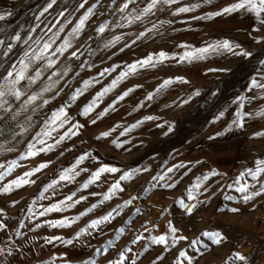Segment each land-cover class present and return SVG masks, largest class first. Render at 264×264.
<instances>
[{
    "label": "rangeland",
    "instance_id": "obj_1",
    "mask_svg": "<svg viewBox=\"0 0 264 264\" xmlns=\"http://www.w3.org/2000/svg\"><path fill=\"white\" fill-rule=\"evenodd\" d=\"M81 2L56 0L52 8L43 12L49 0H0V13L10 14L0 20V40L5 41V46L0 47V77L6 75L29 45L35 47L32 40L28 44L23 42L29 35L33 39L43 35L47 39L63 26L64 31L59 33L50 50L55 52L79 17L88 7L94 6V14L85 22L82 32L73 38L72 47L62 55L57 53V63L37 81L39 88L48 83V77L54 71L63 72L67 66L68 74L50 92L43 94V98L49 100L47 105L37 100V117L29 123L30 127L25 128V137L14 150L0 157V164L5 167L9 161H17L13 171L0 180V188L39 167L42 162H51L29 177L32 183L13 186L7 193L0 192V209H4L0 221L6 224L0 229V264H86L89 260L93 264H111L119 259L121 252L125 253V264H133V261L135 264H178L179 261L187 264L179 255L181 251L192 256L193 264H232L229 257L236 252L244 255L246 261H236L235 264H264V194L244 203L242 194L233 183L240 172L254 167L257 159L264 158V136L254 135L264 132V116L256 114L264 109V90L251 83L253 79L264 83V26L255 13L237 10L204 19L202 17L207 14L219 12L237 0H178V3L163 6L142 21L120 27L118 25L125 22L120 19L122 14L118 9L124 0H115V3L113 0H87L83 8L79 7ZM145 2L136 0V5L130 4L127 12L133 7H144ZM194 4L199 7L173 15L176 7ZM60 12L64 15H59ZM158 20L172 23L164 24L158 32L147 33L146 29ZM102 24H107L108 28L100 33L97 29ZM34 27L35 32H30ZM140 32H146V35L136 39ZM17 33L21 40H12ZM120 35L123 39L105 47L109 40ZM223 39L239 44L252 55L225 51L191 63L171 59L154 68H140L100 97L88 115L82 114L98 92L110 86L121 71H126L127 65L160 50L180 53L183 51L179 47L181 43L202 47ZM7 43H12L13 49L4 56ZM76 50H79L77 56L72 57L71 52ZM35 67H39V63L33 65ZM177 76L184 77L187 82H174L156 93L164 79ZM52 79L57 77L52 76ZM84 81H92L86 90ZM77 89L82 90L81 94L72 100ZM128 89L133 90L123 100H117ZM197 91L198 95L195 94ZM149 93H153L151 100L147 98ZM238 95L248 97L243 111L251 115L245 116L243 127L224 132L235 118L238 107L235 98ZM64 105L68 106L69 123L53 132L47 143L53 144L59 139L58 133L63 134L73 124L82 125L78 130L74 129L77 134L70 135L51 151L26 156L28 144L41 131L45 120ZM105 109H108L107 114L100 117ZM221 111L225 115L215 120ZM145 116L156 119L144 120ZM137 121L142 123L131 127ZM105 131L110 135L97 139ZM217 132L223 134L217 136ZM40 147L36 145L37 149ZM83 153H91V156L77 166L79 175L73 181H60L55 185V195L50 189L40 198L44 187L58 179L60 171L70 167ZM181 162L185 168L169 174L175 182L174 187H162V182L152 179ZM101 164L117 167L121 172L128 169L142 171L136 172L131 180L121 182L123 191L103 200V194L118 179L119 173L102 174L100 180L87 189L82 188ZM211 169L223 175L205 182L207 192L194 193L197 207L191 214L187 213L180 201L190 203L187 189L195 183L196 177ZM244 182L253 190H259L264 184V174L256 181L245 176ZM229 184L233 186L228 187ZM72 193L76 194L73 201L79 200L80 196L86 199L63 211L48 212L44 216L38 214ZM129 199L131 204L118 207ZM92 205L97 206L86 215H79ZM29 207H32V213H29ZM234 207L240 211L232 212ZM108 212H112L114 218L100 225L102 231L91 230L79 238L75 236L92 219ZM77 216L79 219L67 227L46 223ZM169 222L178 229L177 242L167 246L153 244L150 237L164 233ZM38 223L39 228L36 227ZM120 228L124 231L120 232ZM209 231L221 232L225 239L221 244L211 243L203 235ZM181 236L186 239L180 240ZM51 237L61 239L47 242ZM66 240H72V243H65ZM109 240L111 245L107 243ZM168 240L171 241V236ZM194 240L200 242L190 243Z\"/></svg>",
    "mask_w": 264,
    "mask_h": 264
},
{
    "label": "snow or ice",
    "instance_id": "obj_2",
    "mask_svg": "<svg viewBox=\"0 0 264 264\" xmlns=\"http://www.w3.org/2000/svg\"><path fill=\"white\" fill-rule=\"evenodd\" d=\"M87 2V0H82V2L79 4V7L83 8L84 4ZM205 2H210V0H205ZM56 3V0H49V3L44 8L43 12H47L48 9L52 8L53 5ZM113 3H115V0H113ZM178 3V0H146L144 7L139 8L133 7L132 11L127 12L129 5H136V0H124V3L120 5L118 11L122 14L120 19L125 22V24L118 25L120 27H123L125 25H131L135 23L136 21H142L146 19L150 15H154L156 11H159L161 7L163 6H170L173 4ZM199 7L198 4H194L191 6H180L176 7L173 15L179 14V13H186L189 11H192L194 8ZM237 10H247L250 12L255 13L256 17L259 19L260 24L264 26V0H237V2L232 3L228 5L227 7L221 9L219 12H212L207 14V16L202 17L204 19H210L214 16H218L221 14H226L230 12H234ZM66 11V9H65ZM43 12L41 15H43ZM127 14L125 15L124 13ZM94 14V6L88 7L87 10L79 17L78 23H76L71 31L69 32L68 36L63 39V41L59 44L58 47H56L55 52H50V50L53 48V45L56 42V39L59 36L60 32L64 31L63 26L59 28L58 31L52 32L51 36H48L47 39L44 38V36H38L35 39L32 38L31 35L28 36L27 39H25L23 42L25 44H28L29 40H32V44L35 45L33 47L32 45H29L27 50H25L22 54V56L17 60V62L13 65H11L10 69L7 70L6 75H3L0 77V112L4 114V116H9V119L15 120L21 112L27 111L28 107L33 105L37 100H42V103L44 105H47L49 103L48 99L43 98L44 93H48L51 91V89L59 83L61 79H63L64 76L68 74L69 69L67 66L65 67L63 72H52V75L48 77V83L39 88L38 91L31 92V94H28V90L31 88L33 84H35L40 78L44 75V72L52 69L54 65L57 63L55 59V55L57 53L63 54L66 50L72 47V40L74 37L78 36L82 30L85 27V22L89 19L90 16ZM10 15L7 12L0 13V20L5 19L6 16ZM59 15L63 16L64 12H60ZM39 19V17H37ZM172 21H157L156 23H153L151 28L146 29L147 33L152 32H158L160 27H163L164 24H171ZM106 28H108L107 24H102L97 31L100 33H103ZM51 31V29H49ZM30 32H35V27L30 29ZM146 32H140L136 39H140L146 35ZM12 40L20 41L21 35L17 33L15 36L11 37ZM123 39V36H114L112 40H109L105 47H109L112 44L120 41ZM5 46V41L0 40V47ZM125 47H127V44H125ZM181 49H183L180 53H169L164 50H160L157 53H152L146 56L143 59L137 60L136 62L127 65L126 71H121L120 75L112 81L111 85L104 88L101 92H98L96 94V97H94L93 101L89 104H87L83 111V115H88L90 111H92L93 106L97 103L100 97L105 95L107 92L114 89L120 80L126 78L128 75L134 74L137 72L140 68H154L157 66V64H162L168 60L176 59L178 63L182 62H188L191 63L193 61L202 60L205 59L207 55L209 54H215V53H221V52H229L236 55H242V56H251L252 53L250 51L244 50L241 48L239 44H236L228 39L223 40H217L213 41L211 43H207L202 47H195L193 45H189L187 43H181L179 45ZM7 51L3 53L4 56H7L9 52L13 49L12 43H7L6 45ZM239 50L238 52L234 50ZM72 51L71 56L76 57L77 52ZM178 58V59H177ZM39 63V67L33 68V65ZM83 67V65H81ZM105 71H109V69H105ZM212 71V69H210ZM103 75V73H101ZM52 76L57 77L56 80L52 79ZM26 82V83H24ZM92 81H84V90L87 89L89 84ZM174 82H187L184 77H169L167 79H164L163 82L158 86L156 89V93H159L166 88H168L169 85L173 84ZM252 85L258 89L264 90V83H261L257 81L256 79H253L251 81ZM133 89L126 90L122 95L117 97V100H123L125 96L129 94ZM81 89H77L75 93L72 95V100H75L80 94ZM198 95V91L195 93ZM149 100L153 99V93H149L148 97ZM22 101L20 108L17 109L16 112H12L13 103L12 101ZM248 100V97L246 96H240L238 95L235 98V102L238 104L235 118L232 120V122L227 125V127L224 129V132L230 131L233 127L241 128L244 126L245 123V116L251 115L250 113H247L243 111L244 104ZM186 102V101H182ZM115 103V101L113 102ZM39 107V105H37ZM67 105H64L60 107L58 110L54 111L51 115V117L44 122V126L41 128L40 132L36 133V136L34 137L33 142H30L27 146V152L26 156L32 157L37 155L39 152L43 151H51L54 147H56L59 143H61L64 139L69 137L70 135H76L77 131H74V129L78 130L82 125L79 124H73L70 126L67 131H65L63 134H59V139L56 140L53 144H48L47 139L52 138V133L57 132L58 129L64 128L66 124L69 123V118L67 115ZM110 108L112 105L109 106ZM34 110V109H33ZM108 109H105L101 114L100 117L107 114ZM10 114V115H9ZM257 115L264 116V109H261ZM225 115L224 111L219 112V114L214 118L215 120H219L221 117ZM4 116H0V119H3ZM98 117V118H100ZM31 118H26V121H30ZM156 117L154 116H145L144 120H154ZM93 123L96 121L93 120ZM7 123V121H5ZM142 121H137L135 125H132L131 127H137ZM21 133L25 132L26 129L21 125ZM126 131H128L126 129ZM168 131L171 132L172 128L169 127ZM223 133L217 132L216 135L220 136ZM15 135V133H13ZM110 133L108 131L100 133V135L97 137V139H101L104 137L109 136ZM255 136H264V132H256L254 133ZM118 143V142H114ZM39 144L42 147L39 149L36 148V145ZM119 146V144H118ZM91 156V153H83L80 155L75 163H73L70 167L64 168L60 173L58 174V179H54L44 187V190L40 192L39 197L43 198L45 193H47L50 189H53V195H55L54 186L57 185L60 181H73L76 176L79 175V172L77 171V166L81 165L83 161ZM50 161L42 162L39 167L33 169L32 171H27L23 174V176L17 177L16 179L12 180L9 184L5 185L3 188H0V192L7 193L12 190V187H21L23 185L32 183L29 179L33 175L34 172H39L41 169L45 168L50 164ZM17 166V161L12 160L7 163V166L0 164V168H3V171H0V180H3L6 175L10 174L13 169ZM185 168V164L181 162L180 164H174L172 167L167 168L166 172L162 175H158L153 177V180H157L162 182V187L172 188L175 186V182L172 181V178L169 176L170 173H172L174 170L183 169ZM142 171V169H128L126 171L121 172V170L117 167L110 166L108 164H101L95 171L91 173L88 180L82 185V188L87 189L90 184L95 183L96 181L100 180L102 174L105 173H119L118 179L115 180L111 184V186L108 188L107 192L103 194V200H109L111 197L117 193L118 191H123V188L121 186L122 181H129L132 179L133 175L136 172ZM261 174H264V158L257 159L255 161L254 167H249L244 169L239 174V178L234 180V184L237 186V190L242 194V200L244 203H247L251 201L254 197H257L261 194H264V184L259 188V190H253L252 186L244 182V177L249 176L252 178L253 181H256L258 177L261 176ZM223 175L219 172H217L215 169L209 170L206 174H203L202 176L196 177L195 183H193L188 189H187V200L190 203H185L183 200L180 201L181 206L185 209V211L189 214L193 212V210L197 207V196L194 195V193H198L204 191H208V185L205 183L208 181L211 177L220 176ZM228 187H232V184L227 185ZM75 193H72L68 196H66L63 200H60L56 203L50 204L48 207L44 209V211L39 212L38 214L40 216H44L48 212L52 211H63L67 208H71L74 206V203H78L80 200L86 199L84 196H80L79 200L73 201V196H75ZM205 200L208 199L207 196L204 197ZM228 199H235V197H228ZM16 202L13 201V204ZM35 203V201L33 202ZM132 200H125L123 205H120L118 207L127 206L128 204H131ZM97 205H92L91 208L87 209L86 212H82L79 215L83 216L86 215L88 211H92ZM29 213H32L33 209L32 207L28 208ZM115 211V209L113 210ZM139 211V209H137ZM232 212H239L240 209L237 207H234L231 209ZM4 214V209H0V215ZM113 213L108 212L106 215H102L98 218L92 219L89 224L85 228H81L75 236L79 238L81 234H88L91 230H101L100 225L105 224L106 222H109L110 219H113ZM79 219V216L74 217L72 219H69L68 217H64L63 219L55 220V221H47L46 223L49 224V226H56V227H67L70 226L71 223L74 222V220ZM6 227V224L2 221H0V229H4ZM37 228L41 227V225L38 223L36 225ZM155 227V225H153ZM120 232L124 231V228L119 229ZM145 231H148V229H145ZM178 229L173 226L170 222L168 225V229L159 235H152L150 237V240L153 244L157 245H165L167 246L169 243L175 244L177 242V235ZM204 236L208 237V240L211 243L214 244H221L225 237L221 232L217 231H209L203 233ZM168 236H171V241L168 240ZM140 238V237H138ZM59 240L61 237H51L47 239V242H51V240ZM180 240L186 239V237H179ZM65 243H72V240H66ZM135 242V241H133ZM200 241H190V243H199ZM109 245H111L112 241L109 240L107 242ZM205 247H207V244H205ZM2 251V250H0ZM11 251V249H9ZM130 252L131 249H128ZM181 257H184L187 264H193L192 256H190L188 253L181 251L179 253ZM125 253L121 252L119 253V259L114 260L111 262V264H125ZM229 260L232 261V264H235L236 261H246V257L242 255L239 252H236L233 257H229ZM86 264H93L91 260L86 262ZM133 264H135V261H133ZM178 264H185V261H179Z\"/></svg>",
    "mask_w": 264,
    "mask_h": 264
},
{
    "label": "crops",
    "instance_id": "obj_3",
    "mask_svg": "<svg viewBox=\"0 0 264 264\" xmlns=\"http://www.w3.org/2000/svg\"><path fill=\"white\" fill-rule=\"evenodd\" d=\"M38 89L39 83L37 82L31 86L28 90V94L38 91ZM12 103V112H16L17 109L20 108L22 101L13 100ZM37 104L38 102L36 101L33 105L28 107L27 111L21 112L15 120L9 119V116H4V114L0 112V116H4L3 119H0V157L14 150L25 137L26 133H21L20 126L22 125L24 128H28L30 127L29 123L36 120L37 112H35V109ZM26 118L31 119L30 121H26ZM5 121H7V123H5ZM13 133H15V135H13Z\"/></svg>",
    "mask_w": 264,
    "mask_h": 264
}]
</instances>
